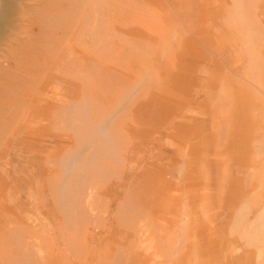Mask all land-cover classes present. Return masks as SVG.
Wrapping results in <instances>:
<instances>
[{"label":"bare ground","instance_id":"6f19581e","mask_svg":"<svg viewBox=\"0 0 264 264\" xmlns=\"http://www.w3.org/2000/svg\"><path fill=\"white\" fill-rule=\"evenodd\" d=\"M28 1L22 11L27 23L13 39V86L6 76H0V148H6L12 137L15 144L23 123L39 106L50 109L44 120L52 138L35 144L34 149L42 152L30 162L44 168L46 198L59 212L52 215L50 211L53 217L46 218L53 226L52 239L34 238L30 246L13 244L3 264H72V260L77 264H127L132 249H127L126 227L142 215L134 228L149 225L146 218L165 209L162 205L169 194L164 198L166 180L154 172L160 164L145 166L136 161L143 153L138 121L153 125L150 119L163 120V105L180 90L179 71H185L180 68L185 61L178 51L182 50L180 43L192 33L209 38L213 29L215 62L218 71L222 64L226 66L225 79L215 82V76L208 77L210 82L200 98L208 107L204 116L212 120L207 137L213 139L199 140L196 147L207 151L222 145L223 132L228 125L226 134L232 129L237 97L244 90L249 92L245 104L254 101L263 108L256 110L259 118L264 113V0H212V5L209 0H153L162 13L141 21L136 37L129 34L127 12L142 0ZM5 87L12 90L7 97ZM258 131L262 137L263 129ZM257 142L260 146L264 136ZM156 148L158 154L174 157L167 144H156ZM140 179L145 186L139 184ZM118 187L126 188L124 194ZM241 218L245 220L242 227H249V212L243 209ZM254 225L247 231L257 232L254 236L259 239L257 234L264 227L254 230ZM99 227L102 230L95 237L92 232ZM13 233L34 235L24 227ZM242 236L246 241L250 237ZM137 241L132 251L136 256L148 245L145 239ZM165 245L164 253L173 258L176 240L170 238Z\"/></svg>","mask_w":264,"mask_h":264},{"label":"rangeland","instance_id":"374dc122","mask_svg":"<svg viewBox=\"0 0 264 264\" xmlns=\"http://www.w3.org/2000/svg\"><path fill=\"white\" fill-rule=\"evenodd\" d=\"M154 1L142 0L137 7H133L127 12L130 36L136 34L135 30H138V25L145 18L153 15L158 16L162 13L156 9L157 5ZM214 1L209 0L208 3L212 5L211 2ZM28 5V0H0V68L1 70L4 68L3 71H0L2 72L0 76H6L10 86H13V52H11L14 49L13 39L18 30L27 23L22 11ZM205 7H207L206 4ZM147 23H149L148 20ZM215 30L211 31L209 38L192 33L189 38H185L180 43L182 50L178 51L180 56L182 55V60H185L183 65L185 66V63L187 65L186 69L183 68L184 66L180 67L185 70L179 71L181 72L179 74H182L181 77L177 73L178 79L181 78V81L179 80L181 84L176 79V83L182 85H179L180 90L173 95L172 99L166 100L167 104L163 105V120L157 122L154 117L150 119L151 124L155 122L153 125H149L148 122L140 124L138 121L139 140L143 142V153L136 161L147 166L160 164L155 166L156 171L154 172L159 176L162 175L166 180L164 195L168 191L169 194L168 197L167 194L164 197H167L166 204L162 205L165 206L164 210H156V213L151 214L154 216L152 218L145 217L149 220V225L145 227L141 222L144 226L142 229L134 228L136 221L139 223L143 220L142 215L126 227L127 249H132L127 264H264V231L257 234L259 239H255L254 236L257 232L250 234L251 231H247L254 224V230L257 227L258 230H261L260 227H264V219L260 218V215L264 214V142L260 145L261 147L257 145V141L263 140L264 136V134L262 137L258 134L259 129L260 131L263 129L264 132V120H262L264 113L262 111L259 118L255 116L256 110L262 108L261 105H256L254 101H248L245 104L249 92L244 90L237 97V100L239 99L237 107L231 117L232 120H230V122L233 121L230 135L226 134L227 131L229 132V125L225 133L223 132L224 140L228 141L225 142L222 138V145L216 147L217 149L213 147L214 149L207 151H201L196 147L199 140H209L210 142L213 139L207 137L210 133L209 125L212 120L204 116L208 107L203 104L204 101L200 97L204 96L206 86L210 82L211 78L208 77L215 76V82H217L218 78H224L225 74L222 72L226 70V66L222 64L221 70L218 71L219 66L215 62L218 58L214 54V48H216L214 40L217 39L213 35ZM195 35L199 37L197 38ZM190 40L192 43H189ZM183 43L186 46L182 45ZM122 44L118 43L117 45ZM243 82L247 86L251 85L246 79ZM6 88L8 89V87ZM7 89L5 97L9 95L10 91L12 92L10 88ZM159 94H161V90L157 92V96ZM185 96L189 98L185 100ZM163 98L168 99L166 96ZM49 113V108L43 105L39 106L38 110L31 113L23 123L15 144L12 137L4 148L5 150L0 148V264H3L9 257L7 250L11 248L13 250V244L30 246L34 238L40 241L44 238L52 239L50 231L53 226H50V222L46 218L53 217L49 216L50 211L52 215H56L59 210L57 208L53 210L52 208L55 207L49 204L46 198L47 181L43 178L44 168L39 162H30L32 158H38V151L42 152L41 149H34L35 144L43 143L52 135V130L47 127V122L44 120ZM253 120L254 123H252ZM200 127L205 130H200ZM204 137L207 138L203 139ZM156 144H167L168 150L170 153H174V157L169 158V156L158 154ZM221 147L223 148L221 149ZM260 148L263 149V152ZM219 149L220 152L217 151V153L219 152L217 154L216 150ZM200 153L202 154L200 155ZM203 153L204 155L207 153L209 156L207 154L208 157L204 156ZM184 155L186 156L184 157ZM202 155L206 158L203 159ZM185 168L186 170H184ZM204 170H207L208 178H204ZM131 172L132 170L129 171V173ZM179 179L181 180L178 181ZM139 184L145 186L144 179L143 181L140 179ZM125 185L130 188L129 182L127 184L125 182ZM125 189L121 188L118 191L124 194ZM159 195L161 194L159 193ZM248 206L253 210L251 215L250 209H247ZM242 208L249 212L250 219L247 228L242 227L245 222L241 218ZM100 210L102 209L97 211ZM239 220L240 223H238ZM18 227H24L34 235L13 233V230ZM101 228H104V224H101ZM101 228L94 230L95 232L92 234L95 237L99 236ZM178 231H180L179 234H177ZM247 234L250 235L247 239V241L250 240L248 242L242 236H248ZM132 236L135 238L132 239ZM108 237L111 238L112 235L109 234ZM170 238L176 240L173 258H169L164 253L165 244ZM137 239H145L148 244H146V248H141L138 256L132 255L133 248L138 242ZM50 241L52 242V240ZM118 241L121 240L118 238ZM112 242L115 243V241ZM116 244L119 243L116 242ZM250 244L255 246L260 244L261 246L252 247ZM72 264L77 263L72 260Z\"/></svg>","mask_w":264,"mask_h":264}]
</instances>
